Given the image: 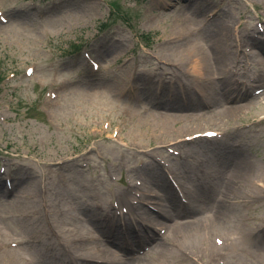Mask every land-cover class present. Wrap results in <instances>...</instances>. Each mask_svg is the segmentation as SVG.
Segmentation results:
<instances>
[{
  "label": "rangeland",
  "instance_id": "obj_1",
  "mask_svg": "<svg viewBox=\"0 0 264 264\" xmlns=\"http://www.w3.org/2000/svg\"><path fill=\"white\" fill-rule=\"evenodd\" d=\"M194 1L196 10L188 8ZM257 32L256 48L250 43ZM197 43L209 49L201 52V73L191 75L184 49ZM261 51L264 0H0V240L6 231L23 242L31 261L20 264L155 258L170 221L132 218L158 213L157 199L171 206L173 197L170 217L192 220L200 213L185 203L190 192L210 214L213 197H227L224 176L255 164L250 179L264 177ZM221 62L224 80L242 93L235 99L211 94L220 87L215 66ZM233 67L237 72L229 73ZM227 104L237 106L235 115L224 116ZM160 112L177 119L169 130L158 124ZM205 130L216 136L203 137ZM247 187L237 185L232 199L240 205L235 225L218 227L203 241L182 243L168 234L185 250L170 245L175 255L166 264H260L264 223L250 235L264 218V197L242 198ZM18 193L36 207V221L13 198ZM93 209L94 225L82 217ZM118 214L125 227L133 222L134 239L115 219L105 236L97 229ZM46 220L59 231L64 224L91 228V238L98 236L123 263L89 252L90 239L69 246L60 233L33 235ZM26 234L41 254L27 249Z\"/></svg>",
  "mask_w": 264,
  "mask_h": 264
},
{
  "label": "bare ground",
  "instance_id": "obj_2",
  "mask_svg": "<svg viewBox=\"0 0 264 264\" xmlns=\"http://www.w3.org/2000/svg\"><path fill=\"white\" fill-rule=\"evenodd\" d=\"M188 8H191L192 10H196L198 7L197 2L194 1L192 3V6L190 5ZM216 23L218 24H222V21H219L216 19ZM251 39L253 40L252 43H250V45H254V47L257 48V44L260 43L259 38H254L251 37ZM225 43V42H224ZM209 49V47L207 46V44H201V43H197V44H189L188 47H186L184 49V52L186 53V55H189L191 57H189L188 60V69L191 75L195 74V75H199L201 73L202 70V66H204L205 62H204V57L206 56L205 53H202L203 50ZM226 48V47H225ZM212 53L213 56L217 57V49L215 47H212ZM206 52V51H205ZM262 52V51H261ZM258 53V52H255ZM263 53V52H262ZM264 54V53H263ZM213 56H211L213 58ZM209 57V56H208ZM192 58V59H191ZM227 59V58H226ZM191 60V64L189 66V62ZM220 60H225L223 58H220ZM223 62V61H222ZM218 63L215 67H216V74L220 76H218V81L220 84V87L213 90L211 94L215 95V96H221L224 97L222 98L225 99V101H227V99H235L237 96L242 95V93L238 90V88H231L232 86H230L227 82V80H224V76L225 73L222 70V64L223 63ZM229 73H234L237 72L236 68L233 67L232 69H228ZM202 81H206V78H203V76L201 77ZM217 81V80H216ZM264 83V82H262ZM261 85V84H259ZM227 98V99H226ZM257 97H254V99H256ZM220 99L221 98H217ZM253 100V99H252ZM163 102L159 103L160 105ZM225 104V103H224ZM161 108H164L163 106H161ZM165 109V108H164ZM238 108L236 105H226L224 107L223 110V114L225 117H229L233 116L236 114ZM158 121L165 130H169L171 128V126L173 125V123L176 122V118L172 117V114H165V113H158ZM187 133H179L177 136H183L188 134ZM157 140H162L161 134L159 133H154ZM201 137V136H200ZM204 137V136H203ZM203 140V139H201ZM258 170V166L255 164H248V165H244L240 168L238 175H234V176H230V175H226V177L224 176L225 180H226V187H225V191H226V199H223L222 196L215 195V197H213V206H211V211L212 213H208L207 211H209V206L208 205H202L199 202V195L195 192H190L188 195V199H187V206L193 208V209H198L196 211H199L198 213H200L199 216H194L192 220H185V221H180V220H176L172 217H170V214L172 216V212L175 211L173 208V201L171 199H173V197H171V199L169 200L170 205H166L163 202L161 203V199L162 197H160L159 199H157L154 203L156 204V207L158 209V213L153 212V211H149L148 214L146 213V216H140V215H136L134 218H132V221L134 223H137V219L138 217H141L142 219L144 218V221H146L147 223L150 224H158L161 223L163 220H167V222H162V224L167 225L168 221H170V227L168 228L167 236H165V242H160V248H159V252L158 255L153 258L150 259L148 261H144L141 260L139 261L137 264H166L167 260L169 258H172V256L175 255L174 251L172 249H170V245L172 247H175L176 249H178L181 253L184 252L185 248L183 246H181L179 243L175 242V241H170V237L168 238V234H170L171 236H174V240L176 241H180L182 243H185L187 241H191V240H200L203 241L207 235L210 233H212L213 231L218 230L217 228H223L226 225H235L238 221V212H239V208L240 205L238 204H234L236 202H233L232 199H235V196L238 195V191L237 194L235 195V191L237 189V185L239 186H248L247 189H242L241 190V194H242V198H247L249 201H254V200H258L261 197H264V177L260 178V179H250V175L251 173H255ZM1 175V174H0ZM163 191L166 193V188L163 185ZM31 193L35 194L34 191H32ZM172 193L168 192V195H171ZM38 195V194H37ZM240 195V194H239ZM15 200L18 201V204L21 206V208L24 210V212L26 213V215H28V219L30 221H36L35 217H34V211L36 209V207L34 206V204H32L28 199H24L22 198V196H20V193L15 194L14 197ZM223 199V200H222ZM72 204V203H70ZM195 211V210H194ZM95 211L93 209L92 214H84L82 215L83 218H86V220L91 224L94 225V216H95ZM105 214L109 215L108 212H106ZM150 214H153V218H150ZM115 220H117V222L115 223L118 226H121V222L119 221V219L113 215H111ZM112 217H107L108 219L105 220V224H99L97 226V229H99L102 232V235L105 236V233L108 229L109 226H111L109 224V222L111 221ZM76 220V219H75ZM77 221V220H76ZM176 221H180V223H176ZM133 222L130 221V225L131 227H128V229H132L134 227ZM262 223H264V218L261 219V223L259 225H253V233L251 232L252 235H250L251 237L256 236L255 235V231L256 228H258ZM57 223L55 224V222H51L49 220H46V223H44V228L38 227L35 229H32L34 231L33 235H46V236H50L53 237L54 235H56L57 233L61 234V238L64 240V243H68L69 246H72L73 244H77L76 246H81V245H85L88 240L90 239V246H87L86 248H88V251L93 253L96 256H100V257H104L107 256L108 259L115 261L116 263H119L120 261V257L109 251V248L107 249H103L100 243V240L98 238V236H94V238H91L92 233L94 234L93 230L89 227H86L84 231L82 230H73L71 228H66L65 224L63 226L60 227V229L62 231H64V236H63V232L60 230H58L57 227ZM216 226V228H215ZM32 227V226H31ZM110 228V227H109ZM120 228V227H119ZM111 229V228H110ZM109 229V230H110ZM58 230V231H57ZM42 234V235H41ZM59 234V235H60ZM109 234V231H108ZM27 240L25 241V244L28 243L27 245V249L29 251H32L34 253H36V255L38 253L41 254V251L38 247H35L32 243H31V235L30 234H26L24 236ZM168 240V241H167ZM94 244H98L96 246H93ZM169 244V246H168ZM15 246V247H11ZM113 245V244H112ZM114 248L119 249V247L117 245H113ZM210 247H212V244H210ZM91 249V250H90ZM121 250V249H120ZM25 254V250L23 248V242L21 240H17V237H13L12 235L6 233V231L2 232V239L0 240V263L1 264H20L18 260L20 261H27L30 262L31 260H29L28 258H26L24 256ZM39 256V255H38ZM211 258H214L213 256H211ZM180 260H184V258L180 257ZM215 259V258H214ZM217 260V259H215ZM121 263H123L122 261H120ZM258 262H260V264H264V259H260ZM257 262V263H258ZM217 263V262H216ZM44 264H46L44 262Z\"/></svg>",
  "mask_w": 264,
  "mask_h": 264
}]
</instances>
